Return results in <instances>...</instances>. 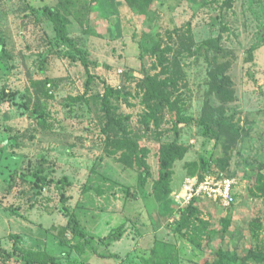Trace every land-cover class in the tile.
<instances>
[{
	"label": "rangeland",
	"instance_id": "obj_1",
	"mask_svg": "<svg viewBox=\"0 0 264 264\" xmlns=\"http://www.w3.org/2000/svg\"><path fill=\"white\" fill-rule=\"evenodd\" d=\"M44 5L67 18L88 70L63 54L72 44L55 41ZM133 34L164 49L163 63L150 53L140 60ZM210 37L219 51L207 54L200 45ZM0 46V161L9 158L0 167V264L17 263L7 257L10 234L21 236V249H47L62 264H154L165 252L176 264H202L233 248L244 264H264V197L256 189L264 174V0H108L105 10L90 0H0ZM217 62L233 90L225 101L209 85ZM145 73L171 82L164 91L173 108L150 121ZM106 86L120 93L110 100L116 124L101 108ZM205 105L241 135L229 142L206 138L193 123L174 128L176 113L198 117ZM224 125L214 128L231 134ZM124 139L147 148L144 184L139 168L120 161ZM169 142L185 152L164 194L153 181L157 149ZM201 156L209 173L233 179L235 200H197L191 213L180 194ZM71 214L91 236L120 238L105 245L77 237L67 227ZM185 215L183 234L176 228Z\"/></svg>",
	"mask_w": 264,
	"mask_h": 264
},
{
	"label": "trees",
	"instance_id": "obj_2",
	"mask_svg": "<svg viewBox=\"0 0 264 264\" xmlns=\"http://www.w3.org/2000/svg\"><path fill=\"white\" fill-rule=\"evenodd\" d=\"M231 1L232 0H226L227 3H231ZM90 2L93 3L95 7H97V9L105 10L108 0H90ZM32 11H34V9ZM41 11L42 14L45 15L53 23L55 41L60 44H66V45L72 44L71 47L73 50L66 49L64 50L63 54L73 57L75 59L76 58L79 59L82 62L85 69L88 70L91 61L88 59L87 53L83 49L74 46L71 38L68 36L67 18L63 15L61 11L57 10L54 6L44 5L42 6ZM215 19L212 25H215L216 22ZM133 39L136 41V44L138 45L139 48L138 56L140 60L143 59L147 53H150L151 55H154L157 58L160 64L163 63L165 59V54H164L165 50L161 49L158 44L150 45L146 41H142L141 37L136 34H133ZM200 46L202 50H204V52L207 54L211 51L212 52L219 51V48L216 45L215 40L211 37L204 40ZM0 51H1V46H0ZM225 67L226 66L223 63L217 62L210 69L211 71H209V75L211 78L209 85L211 86V90L215 92V94L223 101L231 99L233 93L231 87V81L224 72ZM91 79H93V76L92 74L88 73L87 83H89ZM170 83H171L170 80L166 78H164L163 80H158L156 78H153L148 73H145L144 85L148 88L147 94L149 95L148 96L149 104L153 101V103L149 105L150 109L149 112L146 114V120L148 121H150L151 119L155 120V118L157 117V113L165 106H168L169 108H173V103L170 100V97L164 91V88L166 86H169ZM119 94H120L119 91L111 86H106L104 89V94L101 99V106H102L101 108L105 113L108 124L119 123V120H117L114 117V114L112 112V107L110 104L111 97H118ZM174 118H175L174 119L175 129L193 123L199 128H201L203 135L206 138H212V137L218 138V137H222L223 135L224 138L225 137L229 138L228 139L229 142H232L236 137H239L241 135L242 128L235 126L231 122H229L230 124L224 125L223 122L225 121L223 120V118L220 117L214 118L213 108L210 105H205L202 114L198 117L188 116V115L185 116L176 113ZM216 125H218V128L221 125L228 126V128H230V130L232 131L231 134H226V133L221 134L220 132L215 130L214 126ZM123 146L126 152L122 154V156L120 157V161L130 166L135 165L137 168H139V179L140 182L144 184L147 181L148 175L150 174L149 166L146 161L147 153H148L147 148L134 139L132 140L124 139ZM184 152H185V147L182 146L181 144H178L177 142H169L159 145L157 149L158 175L157 178L153 181L154 188L161 189L164 192V194H168L171 191L169 182L171 179V175L173 173L172 165L177 159L182 157ZM7 159L9 158L2 157L0 161V167L8 163V162L4 163V161H6ZM12 162H14V160H12L11 158L10 163ZM200 162H201L200 170L193 172V174H190V177L196 176L200 180L206 174L209 173L210 165L208 160L205 159L203 156H201ZM5 167L10 168L9 166H5ZM1 171L6 173L5 170H1ZM36 174L37 173L34 172V175ZM257 180L258 181L256 184V189L264 197V174L259 173L257 176ZM60 183H62L61 180ZM234 196H235V191H234ZM197 200L198 199L194 198L190 203H188V206L185 208V210H190L192 213V211L195 209V207L193 206L194 202ZM63 209L67 211L66 207ZM223 222L225 224H228L229 219L223 218ZM188 224H189L188 215L187 216L185 215L180 220L179 226L178 228H176V230L183 234H186V232H183V229L186 226H188ZM67 227L77 237H82L87 241L96 240L98 243L101 242L105 245H109L112 241H116L120 238L119 237L120 235H116L111 238L110 237L99 238L87 234L81 227H79V223L73 214L69 216ZM9 238L13 240L14 247L11 252L7 253V257L13 258V260L17 262L16 264H62L58 256L56 254H53L47 249H43V250L21 249L17 245L18 242L22 241L21 236L10 234ZM235 250L236 249L234 248L232 250L220 249L218 250L219 256L216 261L214 262L205 261L202 264H244V262H242V258L238 257V253ZM171 255H172L171 253L165 252L164 254H162V258L158 262H153V263L176 264L172 260L173 257H171ZM258 257H259L258 255H255L254 259ZM146 263H150V262L146 260Z\"/></svg>",
	"mask_w": 264,
	"mask_h": 264
},
{
	"label": "built area",
	"instance_id": "obj_3",
	"mask_svg": "<svg viewBox=\"0 0 264 264\" xmlns=\"http://www.w3.org/2000/svg\"><path fill=\"white\" fill-rule=\"evenodd\" d=\"M180 197L184 204L196 198L213 200L228 206L234 202V181L229 177L211 173L200 180L197 177H190L185 180Z\"/></svg>",
	"mask_w": 264,
	"mask_h": 264
}]
</instances>
